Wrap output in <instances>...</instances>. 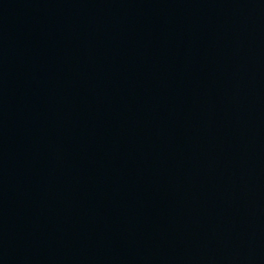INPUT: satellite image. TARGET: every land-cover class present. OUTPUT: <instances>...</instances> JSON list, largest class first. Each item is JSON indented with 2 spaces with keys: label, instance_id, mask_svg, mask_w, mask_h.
<instances>
[{
  "label": "water",
  "instance_id": "1",
  "mask_svg": "<svg viewBox=\"0 0 264 264\" xmlns=\"http://www.w3.org/2000/svg\"><path fill=\"white\" fill-rule=\"evenodd\" d=\"M0 264H264V0H0Z\"/></svg>",
  "mask_w": 264,
  "mask_h": 264
}]
</instances>
